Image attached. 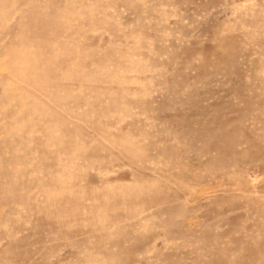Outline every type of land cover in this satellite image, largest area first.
Masks as SVG:
<instances>
[{
  "label": "rangeland",
  "instance_id": "obj_1",
  "mask_svg": "<svg viewBox=\"0 0 264 264\" xmlns=\"http://www.w3.org/2000/svg\"><path fill=\"white\" fill-rule=\"evenodd\" d=\"M0 264H264V0H0Z\"/></svg>",
  "mask_w": 264,
  "mask_h": 264
}]
</instances>
